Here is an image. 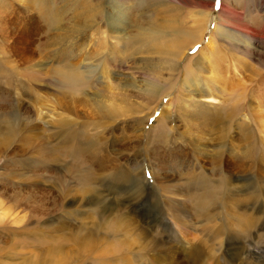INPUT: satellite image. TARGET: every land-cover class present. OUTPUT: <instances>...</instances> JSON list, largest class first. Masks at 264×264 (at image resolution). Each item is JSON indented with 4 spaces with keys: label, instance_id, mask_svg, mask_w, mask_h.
<instances>
[{
    "label": "rangeland",
    "instance_id": "obj_1",
    "mask_svg": "<svg viewBox=\"0 0 264 264\" xmlns=\"http://www.w3.org/2000/svg\"><path fill=\"white\" fill-rule=\"evenodd\" d=\"M117 3L114 9L111 0H0V118L20 112L15 126L0 132V264H60L62 252L76 248L68 238L77 227L90 234V250L62 264H264V0ZM137 20L156 30L150 50H134L142 44L130 30ZM84 26L90 27L79 32ZM171 27L181 29L174 52L183 55L168 70ZM190 30L197 35L182 46ZM70 64L90 73L64 81L54 70ZM151 81L160 87L148 102ZM27 118L36 130L21 134ZM161 124L174 129L151 163L158 184L174 189L158 199L144 152L146 135ZM197 137L207 154L178 150L199 147ZM160 157L163 164L155 162ZM137 162L146 199L131 210L127 199L137 186L128 179ZM59 190L79 202L77 213L68 214L71 199L52 207ZM87 197L96 204H86ZM170 198L181 211L168 232L161 209ZM117 215L128 229H114ZM147 222L175 237L170 250L143 248L154 237ZM61 233L64 249H51L49 237ZM219 240L238 258L223 254L222 263ZM194 242L219 260L202 263L188 253Z\"/></svg>",
    "mask_w": 264,
    "mask_h": 264
},
{
    "label": "bare ground",
    "instance_id": "obj_2",
    "mask_svg": "<svg viewBox=\"0 0 264 264\" xmlns=\"http://www.w3.org/2000/svg\"><path fill=\"white\" fill-rule=\"evenodd\" d=\"M114 1H115V4H113L112 7L115 9V7L120 6V5L117 3V0H111L112 3ZM98 7H99V5L96 6L95 11H96V13L97 12L98 13L99 12L101 13L104 9H103V7L97 9ZM93 8H94V5L92 7H90L89 16H91V13L93 11ZM93 16H94V14H93ZM85 27L88 28L90 26H84L82 30H79V32L80 31H84L85 30L84 29ZM152 27L153 26L150 23H142V22H139L138 20L137 21H133L132 27L130 29L131 30V33H132V36L134 38H137V39H140L142 37V44L141 43L140 44L138 43L139 44L138 47L136 49H134V50H136V51H140L141 49L150 50V43L153 41L152 40V37L150 35L151 34H154L156 32V30L153 31V32H150L151 29H152ZM144 31L146 32V34L144 33ZM170 31L172 32V38H173L172 43L169 45L170 57H169L168 61H165L164 62V64L166 65L165 68L168 69V70L171 69L172 66H175L178 63V57L181 58V56L183 55L182 52H180V51L179 52H176V53L174 52L175 49H177V48L180 47V44L177 42V38L176 37H179V35H181V29L178 28V27L177 28L176 27H171V30ZM189 32H187L185 34H187L186 37H190V38H189V40L184 41V43L182 44V46H186L189 43V41H192L190 39H192V37H194V36L197 35V33L195 34L194 31H191L190 33ZM156 49L158 50V48H156ZM86 69H83V71H79V69H77V66L76 65L70 64V65H64V66H61V67L60 66H57L54 71H56L57 74L60 76V78L63 79L64 81H67L69 79H72L69 83H76L78 81V79H81L82 78V76H81L80 73H90ZM146 86H147V89H145L144 97H145V99H147L148 102H150V101L153 102L156 99V95L158 93V90H159L160 85L156 81H151V82L147 83ZM190 90L192 92H196V89H194V88L193 89H190ZM38 104L41 105V102L38 103ZM12 107H11V109H12ZM13 108H15V107H13ZM36 108H37V105H36ZM19 113L20 112H17V115H19ZM2 114H4V113H2ZM14 114H16V111L14 113L7 114L6 116H4V118H2V117L0 118V132L8 133L15 126L16 120H17L16 119L17 115H14ZM161 117H163V115H161ZM23 123L26 125V130L22 131L21 134L30 133L33 130H36V127L33 126L32 119L27 118V120L26 119L23 120ZM187 127H189V126H187ZM2 128H4V130H2ZM168 129L172 130V129H174V127L173 126H169V127H165L164 128L163 127V124H161L160 127L155 130V134H152L151 136H150V134L149 135H146L147 136V141H146V145H145L144 157H145V159H147V161L150 162V166H149L150 169L149 170L151 172L152 178L154 179L153 186L156 187V188L159 186V189L157 188L158 191L156 189V191L159 192V194H157L158 195L157 196L158 199H159V197L162 198V196H163L162 193H161V190H163V191L166 192V189H168V187L166 185L163 186V184H160L162 186H160L158 184V182L160 181V179H158L159 176H158V174L156 172V167L154 165H152V163H151V158H152V156H153V154L155 152H157V153L162 152V150L166 148L165 147L164 139L166 138L165 135L168 132ZM187 134H190V132H188ZM217 136H219V138H220V132H218ZM225 136L226 135L223 134V136H222L221 139H224ZM203 139L204 138H202V137L201 138L197 137V141L198 142L201 141V140H203ZM184 142H185V140H184ZM0 144H1V141H0ZM198 146L199 147H197L195 145V147L193 149H186V148L180 147V148H178V150L179 151H186V152H189L190 154H197L199 156H202L201 154H204V151H205V153H206V151L209 152L208 151V148H207V145H205L204 143H200L199 142ZM152 147H154V148L152 149ZM198 151H200L201 153H199ZM161 158L162 157H160L158 159H155V162H158V160H159V162H160L159 164H163V162L161 161ZM219 158H221V156H219ZM168 162H170V160ZM221 164L223 166L224 165H230V161H228V159H223ZM140 168L142 169V165H141L140 162H137V167L135 168V170H136L135 175L131 177L132 179H128V181L130 182V184H133L134 186H137L135 188L134 194L130 195L128 197V199H127V201L130 204L129 209H131V210L133 209V207H136L139 204V201H142L144 198L146 199L145 194H143V192H142L143 190L138 188V185L139 184L137 183L138 181H142V182L145 181L144 177L139 174ZM170 188H172V187H170ZM172 189H174V188H172ZM172 189H168V190H172ZM85 193H88V190L87 189L85 190ZM174 194H176V193H174ZM67 195L68 194H66L64 190H59L57 192V199L55 200V202L52 201V207H54L55 209L57 208V206H58L57 205L58 199H61V200H64V199L69 200V199H71L72 207L69 209V213L68 214L70 215V214H73V213H77L75 211L79 207V202H78V205H76V201L74 200L75 198H68ZM31 197H34V196H31ZM41 197L43 198V195ZM164 199H165V197H164ZM78 201H81V200H78ZM85 203L86 204H92V205H95L96 204V202L94 200H92V197H87ZM34 205H35L33 207L34 210H37V211L39 210L43 214L46 213L47 209H45L43 206L38 205V204H34ZM165 206H167L166 208H169L168 209V215H169V217L173 215L174 216L173 217L174 219H172V217H170L171 220H168L167 219L168 216L166 217V215H165L167 213V209L164 208L165 209V213L163 212V209H161V213L163 215V220H164V222H162L161 224H162V226H164V224H165L167 231L170 232L172 230V228H171L172 224H175V225H179L180 224L178 218H175V217H177L180 214V211H181L180 207L181 206H179L178 203L176 201L172 200L171 198L170 199H167V202H165ZM162 207H164V205ZM127 218L129 220V223H131L133 225V226L131 225V227H133V229H138L137 227L140 228L139 224H136V222H137V218L136 217L135 218L127 217ZM141 218L138 217V222H140L142 220ZM116 219L117 220L114 221V223L116 222V228H114V229H117L118 227H123V226L127 227V229H128V227H129L128 225H130V224H128V222H127V223H124L122 225V222H123L124 219L122 220L121 219V216L117 215L116 216ZM147 225H148L147 226V231L148 232H151V233L154 232L153 233L154 234V237H152V239L151 238L149 239V243L148 242H146L147 244H144L143 243L142 244L143 245V248L145 249V247H147L148 245H151V247H156V248L160 249V251H162L163 248L166 249V247H167V249L170 250L171 246H168L166 244H169L168 241H171L170 239L175 240V237H172V238L167 237V238H169V240H167V238H165L166 237L165 235H163V234L161 235L162 230L161 231L160 230L158 231V229L156 228L158 226V224H150V223L147 222ZM183 225L184 224H182V226ZM81 228H82V226H81ZM77 229H78V231L76 233H74L71 238L70 237L68 238V240H70L71 242L73 241V243L76 246V248H72L71 250H68L66 252L63 251L62 253L65 254V255H67V256H62L61 257L60 262H59L60 264H62V262H64V261H66L67 258H71V257L73 258L76 255H77V258H78L79 257V254H82V253L85 254L87 252V250H90V240H91L90 234H88V233L82 234L81 232H79L80 227H77ZM164 230H163V232H166ZM140 233H141V235H139V236H140V238L142 237L141 239H145L147 237V235H148V233L146 231H144L143 228H141L139 234ZM47 235L49 237V234H47ZM49 238L53 242L51 249L56 250V251L60 250V248H63L64 249L67 239H66V237H65V235L63 233H61L59 235V237L57 236V237H49ZM120 241H122V240H120ZM219 241H220L219 242V246L216 249L221 252V253H218L217 255L218 256H221L220 259H221L222 263L224 261H227L223 254H227L228 258L229 259H232V261H233V257L234 258H238V252L235 251V248L227 247V249H221V246H222L221 241L222 240H219ZM123 243H124V240H123ZM123 243L121 242V245H123ZM185 245H183L184 248H185ZM188 246H189V249H186L185 248L188 251V253L191 254V253H195L196 252V256L201 260L202 263H205L206 261H211V260L212 261L214 260V261L217 262V260H219V259H217L219 257L217 255H215L214 252H211V249H208V247H207L204 250L203 247H205V246L202 245V244H198L197 242L196 243L194 242L193 244L190 243ZM128 248L129 247L123 246V249L124 250L125 249L128 250ZM227 251H231V252H227ZM127 252H129V251H127ZM233 252H235V253H233ZM162 253L163 252H161V254ZM158 255H160V254H158ZM81 257H82V255H81ZM131 257L132 256H130L129 258L131 259ZM129 258L127 260H130ZM153 258H155V256ZM202 260H204V261H202Z\"/></svg>",
    "mask_w": 264,
    "mask_h": 264
},
{
    "label": "snow or ice",
    "instance_id": "obj_3",
    "mask_svg": "<svg viewBox=\"0 0 264 264\" xmlns=\"http://www.w3.org/2000/svg\"><path fill=\"white\" fill-rule=\"evenodd\" d=\"M157 115H159V114L157 113Z\"/></svg>",
    "mask_w": 264,
    "mask_h": 264
}]
</instances>
